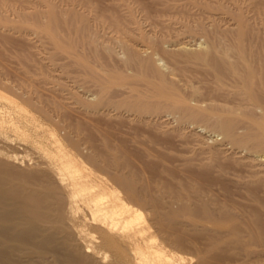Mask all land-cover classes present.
Masks as SVG:
<instances>
[{
    "label": "bare ground",
    "instance_id": "bare-ground-1",
    "mask_svg": "<svg viewBox=\"0 0 264 264\" xmlns=\"http://www.w3.org/2000/svg\"><path fill=\"white\" fill-rule=\"evenodd\" d=\"M217 2L122 0L118 5L127 10L122 13L126 16L109 22L117 29L112 30L117 32L114 42L117 38L120 43L121 61L100 67L105 78L144 75L143 83L133 79L121 84V95L132 98L127 105L134 118L156 113L143 121L151 123L158 116L167 131L174 130L173 123L180 118L205 119L228 143L258 155L237 159L248 172L241 181L247 186L244 201L236 205L224 201L213 185L191 178L165 184L116 156L111 147L100 159L91 156L93 146L73 141L80 154L86 149L89 162L101 167L90 168L51 131L55 146L41 148L48 158L43 165L22 167L18 154H0V264H231L212 254L224 242L231 252L243 251L242 257H247L243 264H264V188L260 194L258 189L264 179V154L251 147H264V68L252 63L247 34L254 31L244 15L233 13L230 22L223 20L210 10ZM35 12L30 14L31 18L35 14L31 23L51 31L57 28L52 6L43 12L47 24L40 19L42 13ZM73 17L74 21L76 13L69 18ZM52 37L58 42L57 34ZM196 38L198 48L187 47L188 40ZM180 62L202 66L213 85L204 87L194 78L179 76ZM17 92L0 82V135L8 127L22 136L30 134L21 127L19 116L12 115L13 107L24 111V120L36 130L41 126L38 117L29 114L31 97L24 99ZM250 127L256 131L250 132ZM249 139L256 143L248 145ZM212 158L210 154L194 163V175L210 172ZM188 251L194 260L186 256Z\"/></svg>",
    "mask_w": 264,
    "mask_h": 264
},
{
    "label": "rangeland",
    "instance_id": "rangeland-1",
    "mask_svg": "<svg viewBox=\"0 0 264 264\" xmlns=\"http://www.w3.org/2000/svg\"><path fill=\"white\" fill-rule=\"evenodd\" d=\"M121 1L0 0V82L6 81L24 99L31 97V102L27 104L29 114L37 116L41 122L40 128L36 130L32 122L24 120V111H18L14 107L9 108L12 115L19 116L21 127L23 126L22 128L30 134L22 136L20 130L13 131L11 127L6 128L7 133L0 135L2 151L0 154L5 155L4 153L7 152L18 154L17 160L22 167H27L29 164L43 165L42 163L48 158L41 148L54 149L55 145L52 142L54 137L51 131H55L67 147L78 154V158L86 162L90 168H101L94 162H89L92 154L101 159L106 157L108 149L111 152L113 148L116 156L129 161L132 165L143 167L165 184L174 185L191 178L206 186L213 185L219 190L220 197L225 199L224 201L235 205L241 203L244 201L243 196L247 187L241 181L248 172L247 167L239 161L241 162L243 157L252 158L258 155H254L251 149L249 152H244L241 148L228 143L217 126L205 119L180 118L173 123L174 130L167 131L158 116H154L151 123L143 121V117L156 113L140 114L141 118H134L127 105V101L132 98L121 95L124 91L121 90L124 89L121 84L133 79H140V83H143L144 75L132 78L117 74L114 78L112 76L105 78L100 66L107 67V64L113 65L115 62L117 64V60H120V54L117 55L121 52L120 43L116 44L117 38L114 42V38L118 37L114 35L117 32L112 30L115 27L110 26L109 22L112 21L111 19L126 16L123 14L127 10H123L124 6L118 5H122ZM231 1L218 0V3L216 0L218 4L216 3V6L214 4L210 10L223 20L227 18L229 22V17L231 18L233 13L241 12L244 15L248 28L254 31L250 35L247 34L252 43L249 46L252 51V63L264 68V29H262L264 0ZM46 4L57 12L59 21L56 31L31 23L30 19L35 14L32 18L31 15L39 11L42 13L40 14L42 23L47 24L48 19L45 18L47 15L43 14L44 11L49 10ZM73 13H76L77 20L78 17L82 19L78 22L76 19L73 21L75 17L69 18ZM24 18H29L30 22L28 23ZM231 22H233L231 26H235L236 29L235 20L232 19ZM81 24H84V28H81ZM53 34H57L58 42L53 39ZM252 35L259 39L256 40L257 37ZM184 38L186 40V37ZM192 39L191 41L187 39V47L198 48L200 38L193 41ZM176 72L182 78H194L199 81L198 85L204 87L213 85L202 66L180 62L176 63ZM138 88L146 91L143 86ZM219 91L222 92V89L220 88ZM77 95L82 97L81 100H86V103L80 102ZM170 116L164 117L170 119ZM249 131L254 132L256 129L250 127ZM73 141L83 143L84 147L93 146L95 149L91 151V156L86 157V149L80 154ZM253 143H256V140H248V145ZM251 147L259 154H264V147ZM210 154L213 157L211 161L213 167L210 172L201 176L197 173L198 176H195L194 163L202 158H208ZM239 155L241 158L238 157ZM261 186L264 188V179L258 183L259 194ZM261 194L264 202V192ZM221 246L212 254L216 253L217 258L222 261L227 263L231 261L230 263L233 264L243 259V264L244 259L247 258L242 257L243 251L236 250L239 252L237 253L225 248V242ZM190 252L188 251L186 256L194 260L195 257Z\"/></svg>",
    "mask_w": 264,
    "mask_h": 264
}]
</instances>
